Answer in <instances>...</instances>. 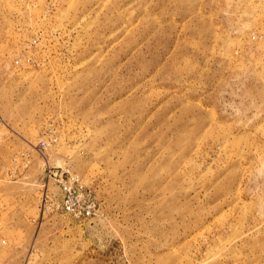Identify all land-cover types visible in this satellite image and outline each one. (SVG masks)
<instances>
[{"label":"rangeland","instance_id":"1","mask_svg":"<svg viewBox=\"0 0 264 264\" xmlns=\"http://www.w3.org/2000/svg\"><path fill=\"white\" fill-rule=\"evenodd\" d=\"M0 264H264V0H0Z\"/></svg>","mask_w":264,"mask_h":264},{"label":"built area","instance_id":"2","mask_svg":"<svg viewBox=\"0 0 264 264\" xmlns=\"http://www.w3.org/2000/svg\"><path fill=\"white\" fill-rule=\"evenodd\" d=\"M44 145L41 142V146ZM50 184L57 186L58 194L49 191ZM41 186L44 189L40 199L42 215L57 213L82 221L92 218L98 211L91 189L82 187L79 178L69 170L47 168L42 175Z\"/></svg>","mask_w":264,"mask_h":264}]
</instances>
